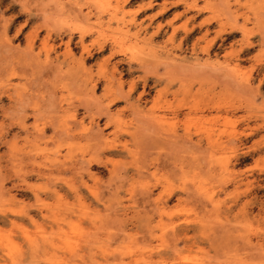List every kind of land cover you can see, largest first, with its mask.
<instances>
[{
  "label": "rangeland",
  "instance_id": "rangeland-1",
  "mask_svg": "<svg viewBox=\"0 0 264 264\" xmlns=\"http://www.w3.org/2000/svg\"><path fill=\"white\" fill-rule=\"evenodd\" d=\"M0 144L88 173L0 176V264H264V0H0Z\"/></svg>",
  "mask_w": 264,
  "mask_h": 264
},
{
  "label": "crops",
  "instance_id": "crops-1",
  "mask_svg": "<svg viewBox=\"0 0 264 264\" xmlns=\"http://www.w3.org/2000/svg\"><path fill=\"white\" fill-rule=\"evenodd\" d=\"M115 104H118L119 106H122L119 102H115L114 104H110V107L115 105ZM24 113L27 115L25 121H27V120L29 121V117L31 116L33 111H31V110L29 111L28 109H25ZM13 127H11L10 130H12ZM92 128H94L93 125H92ZM107 129H109V128H107ZM15 132L19 133V136H22V134H23V131H21L22 133H20V130L17 129V128H15ZM106 132H104V133H106ZM45 134L47 135V133H45ZM114 153L115 152L112 149H109L108 153H104V154L99 153L98 155L100 157L106 156L105 154H110L108 156H115L116 153L115 154ZM0 154H1L0 166L2 167V169L0 171V176L2 175V176L5 177V181H4L5 182V187H8V188L9 187L13 188V186L15 184H19L21 177L26 182H30V183H45L47 180L45 178H41V175H54V176L62 177V179L63 178L70 179V180L73 181L74 184L79 183V181H81V180H84V181H86L88 183V180H87L88 173L85 172V173H82L80 175L76 174L75 171L73 172V170L75 168L69 162L64 163L63 166H66V167L67 166L68 167L71 166V168L70 167L69 168H64L63 166H59V165L58 166H52V167L47 168V169L37 168L36 166L32 165L29 162H30V160L31 161L32 160L38 161V160H40V157H32V156L28 157V158H23L22 157L20 159L21 162H23V165L21 167H19L20 168L19 170L23 171L24 174L20 175L21 177L20 176H16L14 174V169H17L18 167L17 168H13V166L11 165V161L8 160V155H7L6 148L5 147H1V144H0ZM59 159H61V157H59ZM91 168H94V166L90 165V168L88 170L91 171ZM63 184L64 183L62 181H53V183H51L50 186H52L54 189H56L57 191L62 193L67 198V195H68L69 192L66 191V192H68V193H66L65 191H61L62 190L61 188L63 187ZM14 189L15 188H13V190H11V192L13 194H18L17 190L14 191ZM21 189H23V191L26 192V193L28 192V190H26L25 188H21ZM29 195H30V197L26 198V201L31 202V201H33L34 197H33V194L32 195L29 194ZM68 196H69V198H72L71 194H69ZM18 198H20V197H18ZM48 198L51 200L53 197L52 196H48ZM22 199L25 200V197H22Z\"/></svg>",
  "mask_w": 264,
  "mask_h": 264
},
{
  "label": "bare ground",
  "instance_id": "bare-ground-1",
  "mask_svg": "<svg viewBox=\"0 0 264 264\" xmlns=\"http://www.w3.org/2000/svg\"><path fill=\"white\" fill-rule=\"evenodd\" d=\"M70 43V42H69ZM70 52V51H69ZM57 67V66H56ZM104 112V111H103ZM102 132V131H101ZM171 136V135H170ZM176 135H174V138H175ZM185 137V136H184ZM97 138V137H96ZM178 138V137H177ZM180 138V137H179ZM178 138V139H179ZM176 139V138H175ZM185 140V139H184ZM181 141V140H180ZM121 180V179H120ZM124 180V179H123ZM146 188H144L143 190H145ZM146 191V190H145ZM148 193V192H147ZM149 195V194H148Z\"/></svg>",
  "mask_w": 264,
  "mask_h": 264
}]
</instances>
